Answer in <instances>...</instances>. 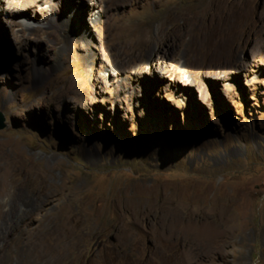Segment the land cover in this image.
<instances>
[{
    "label": "rangeland",
    "instance_id": "1",
    "mask_svg": "<svg viewBox=\"0 0 264 264\" xmlns=\"http://www.w3.org/2000/svg\"><path fill=\"white\" fill-rule=\"evenodd\" d=\"M49 1L0 11V264H264V0Z\"/></svg>",
    "mask_w": 264,
    "mask_h": 264
},
{
    "label": "bare ground",
    "instance_id": "2",
    "mask_svg": "<svg viewBox=\"0 0 264 264\" xmlns=\"http://www.w3.org/2000/svg\"><path fill=\"white\" fill-rule=\"evenodd\" d=\"M94 2L95 0H86V2L89 4L91 2ZM219 2V1H218ZM15 3H18L20 5H22L23 3H25L22 7H20L23 12H25L24 9H27V10H30V12H32L34 14V16L38 15V17H40V14H42L44 16V18H47L48 17V14H47V9H54V5L49 1V0H0V11L1 10H6V12L9 13V11L12 10V8H14V4ZM221 3V2H220ZM44 4H49L48 5V8L46 7H42L41 5H44ZM219 5V4H218ZM228 7L227 5V0H222V3L219 5V9L216 10L215 8L213 9L212 13L210 14L213 18V21L216 20L217 17H221L220 20H219V24H218V30H217V34H218V37H222V35H224V32H226L225 30V24H223L224 22V19H225V13H226V8ZM26 10V11H27ZM250 12V11H249ZM28 13V12H26ZM24 13V15L26 14ZM246 13V12H245ZM189 13L186 11V12H183L181 13V15H188ZM193 15V14H192ZM191 15V16H192ZM26 16V15H25ZM35 16V17H36ZM168 16V15H167ZM166 16V17H167ZM247 16V15H246ZM245 16V17H246ZM178 17V16H177ZM183 17V16H182ZM194 17V16H192ZM33 18V17H32ZM179 18H181L179 16ZM178 18V19H179ZM184 18V17H183ZM188 18V17H186ZM190 18V17H189ZM188 18V19H189ZM211 18V19H212ZM31 19V18H30ZM43 19V18H42ZM173 19V18H172ZM169 20V19H168ZM167 21V20H166ZM188 21V20H187ZM212 21V20H211ZM212 21V22H213ZM27 22V19L26 21ZM169 22V21H168ZM176 22V21H174ZM246 22V20H245ZM244 22L243 24V27H245V25H247L246 23ZM159 23V22H158ZM170 23V22H169ZM162 24V22H161ZM180 24V23H179ZM183 24V23H182ZM214 24V23H213ZM217 24V23H216ZM165 25V24H164ZM166 26V25H165ZM162 27V26H161ZM167 27V26H166ZM249 27V26H248ZM163 28V27H162ZM165 29V28H164ZM167 32H166V35L165 36H161L160 39L157 41V43L160 45V46H164L166 45L167 41L172 38V37H175V30H176V24L173 25V24H170L167 28ZM136 30V29H135ZM165 31V30H164ZM235 36L237 34V32L233 33ZM229 35V34H228ZM239 36V35H238ZM242 36V35H241ZM212 37V36H211ZM215 37V36H214ZM229 38V37H228ZM234 38V37H233ZM142 39V38H141ZM233 40V39H232ZM140 41V40H139ZM142 41V40H141ZM219 41V40H217ZM237 41V40H236ZM221 42V41H220ZM223 42V41H222ZM139 43V42H138ZM217 43V42H216ZM224 43V42H223ZM235 43V42H234ZM219 44V42H218ZM215 45V44H214ZM228 45V44H227ZM230 46V45H229ZM153 47V39L151 37L147 38L144 40V45H143V50H142V55L141 56H150L152 55V53L154 52V49L152 48ZM226 48V47H224ZM140 50V49H139ZM139 52V51H138ZM140 53V52H139ZM167 210H169L167 208ZM166 210V212H167ZM165 211V210H164ZM162 212V211H161ZM165 212V213H166ZM175 212V211H173ZM169 213V212H167ZM171 213V212H170ZM175 214V213H174ZM169 215V214H168ZM167 215V216H168ZM170 217V216H169ZM172 219V218H171ZM174 219V218H173ZM178 222V221H177ZM178 225H179V222H178Z\"/></svg>",
    "mask_w": 264,
    "mask_h": 264
},
{
    "label": "water",
    "instance_id": "3",
    "mask_svg": "<svg viewBox=\"0 0 264 264\" xmlns=\"http://www.w3.org/2000/svg\"><path fill=\"white\" fill-rule=\"evenodd\" d=\"M5 127V123L0 115V129H3Z\"/></svg>",
    "mask_w": 264,
    "mask_h": 264
}]
</instances>
